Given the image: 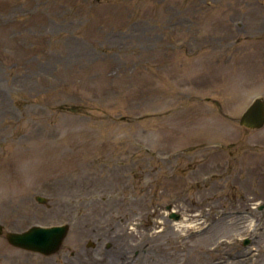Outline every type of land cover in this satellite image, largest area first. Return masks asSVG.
<instances>
[{"label": "rangeland", "instance_id": "1", "mask_svg": "<svg viewBox=\"0 0 264 264\" xmlns=\"http://www.w3.org/2000/svg\"><path fill=\"white\" fill-rule=\"evenodd\" d=\"M257 96L264 0H0L4 231L80 195L161 264L220 238L217 261L264 264V126L239 122Z\"/></svg>", "mask_w": 264, "mask_h": 264}, {"label": "flooded vegetation", "instance_id": "2", "mask_svg": "<svg viewBox=\"0 0 264 264\" xmlns=\"http://www.w3.org/2000/svg\"><path fill=\"white\" fill-rule=\"evenodd\" d=\"M63 198L65 201L47 204L52 218L48 223L63 224L67 229L61 244L37 250L9 242L3 232L0 234V264H161L158 257L148 256L153 250L147 247L134 250L120 244L114 224L108 220L114 213L86 212L85 197L80 195ZM179 199L180 196H176L173 202ZM125 225L126 222L121 229Z\"/></svg>", "mask_w": 264, "mask_h": 264}, {"label": "water", "instance_id": "3", "mask_svg": "<svg viewBox=\"0 0 264 264\" xmlns=\"http://www.w3.org/2000/svg\"><path fill=\"white\" fill-rule=\"evenodd\" d=\"M240 122L248 128H260L264 125V99L262 97L254 99L242 114ZM37 199L40 202L46 201V197L42 195H37ZM175 216L179 217V215ZM1 230L0 225V232ZM66 232V228L63 226L35 225L23 232L10 231L7 237L12 243L25 244L33 246L30 248L46 250L47 247H58ZM248 242L249 239L246 240V243Z\"/></svg>", "mask_w": 264, "mask_h": 264}, {"label": "bare ground", "instance_id": "4", "mask_svg": "<svg viewBox=\"0 0 264 264\" xmlns=\"http://www.w3.org/2000/svg\"><path fill=\"white\" fill-rule=\"evenodd\" d=\"M166 220V219H165ZM165 220H162V222H164ZM169 222L171 223V225L176 228V229H180L182 234L185 233V235H187L190 227L194 228L193 232L198 233L199 235L202 234L203 232H205V230H207V225L204 227H201L200 225H197L198 223H201L202 221H199V219H194L192 221H189L187 219V217H182L181 220H169ZM189 226V228H187ZM197 235V234H196ZM226 239L220 238L218 239V241L216 242V244L212 245L211 247H205V246H199L196 247V249H187L186 243L184 242L182 244L183 247H178V249H174L172 251V254L177 253V255L179 256V261L178 264H189L192 260H191V255L192 253L195 251L196 254H199L200 256H205V259H207V256H212V261L211 263L209 262V264H226L224 261H217L216 258H214L215 255L219 254L222 250L221 247H223V245L225 244ZM175 253V254H176ZM181 258V259H180ZM233 262H231L230 264H232Z\"/></svg>", "mask_w": 264, "mask_h": 264}]
</instances>
